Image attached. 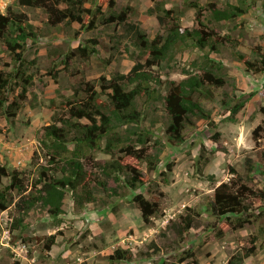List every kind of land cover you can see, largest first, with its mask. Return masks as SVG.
Wrapping results in <instances>:
<instances>
[{
    "label": "rangeland",
    "instance_id": "1",
    "mask_svg": "<svg viewBox=\"0 0 264 264\" xmlns=\"http://www.w3.org/2000/svg\"><path fill=\"white\" fill-rule=\"evenodd\" d=\"M158 1L116 0L114 11L128 9L127 21L99 23L90 30L81 27L78 22L51 27L43 9L19 6L17 1L8 4L28 13L31 22L39 26L40 31L25 53L28 71L34 75L27 98L15 118L8 120L0 115L1 164L9 170L22 171L29 185L38 177L42 166L50 167L51 173L60 175V166L65 164V160L62 159L59 165L50 162L51 148L42 141L43 127L55 122L60 124L59 119L67 116V101L73 99L80 78L101 91V85L115 74L129 72L138 59L146 61L148 55L135 42L132 25L139 26L150 39L155 38L162 28L155 9ZM193 1L166 0V7L174 9L183 27L200 26ZM198 1L203 7L201 19H206L209 15L205 8L208 0ZM210 1L217 2L220 7L240 4L246 8V12L234 21L209 23L217 25L221 35L228 38L222 40L218 52L211 53L222 61L227 80L225 88L216 89L215 96L208 102L207 108L211 110L214 124L211 125L210 120H198L194 128L186 130L184 142H170L166 133L168 118L160 94L166 90L155 84L159 96L147 102L142 127L150 133V145L155 146V150L162 149L157 169L148 170L146 163H139L132 156L120 159L122 164L136 165L142 170L145 185L138 190L124 185L123 196H110L109 191L104 192L97 184L100 176L96 178L95 174H100L102 168H91L85 163V181H89L88 188L93 189L95 199L84 201L81 205L78 201L81 186L75 192L68 190L64 213L54 217L46 208L35 207L26 218L29 225L22 230L11 228L17 195L10 192L8 198L12 202L6 209H0V264H228L234 253L251 245L250 237L264 218L237 230L222 219L218 226L225 234L219 238L216 235L218 228L214 230L210 226L214 221L206 209L216 186L233 176L231 167L254 189H264V158L261 156L264 131L260 132L259 145L253 140L254 129L264 119V72H247L245 64L235 55L240 51L248 57H255L256 47L264 48V0ZM97 5H101L107 17L108 2L101 4L95 0L87 4L94 9ZM7 7L3 9L0 4V11L5 13ZM152 9L154 13L150 12ZM91 39L97 40L96 52L89 58L77 56L66 65L63 60L65 52L80 43L91 46L87 42ZM177 49L174 56L152 67L155 75H160L163 80L179 81L190 72L202 71L199 66L203 57L198 48L182 45ZM4 63H9V66ZM11 64V58L0 46V70H10ZM17 91L20 88H16L14 95ZM235 95L246 99L247 104L236 115L237 120L231 121L230 107L236 103V98L233 101L230 99ZM105 97L102 95V99ZM223 99L230 100V104H225ZM82 122L88 121L82 119ZM217 135L218 138H215ZM4 143L5 146H2ZM102 146H105L104 140ZM68 147L72 150L74 144ZM119 155L121 153L117 152L116 157ZM249 156L255 162L251 180L247 178L246 170V158ZM111 159V155L104 150L98 151L93 158L94 161ZM169 163H173L172 171L166 169ZM162 171L167 172V181ZM9 183V179L4 178L0 186ZM159 191L164 193L161 212L153 217L150 224H146L131 201L132 196L143 192L151 199L158 196ZM249 202L255 209L264 208V202L259 198H250ZM186 206L200 208L202 214L197 217L184 241L179 242L176 241L178 235L173 223L179 221V215ZM52 235L55 236V243L47 249ZM118 246L131 249L134 260L111 261L109 255ZM184 249L193 250L195 256L179 263L178 257ZM241 264H264V248Z\"/></svg>",
    "mask_w": 264,
    "mask_h": 264
},
{
    "label": "trees",
    "instance_id": "2",
    "mask_svg": "<svg viewBox=\"0 0 264 264\" xmlns=\"http://www.w3.org/2000/svg\"><path fill=\"white\" fill-rule=\"evenodd\" d=\"M13 2L23 7L43 9L47 15V24L51 27L78 22L81 27L90 30L96 28L99 23H125L128 18V9L114 11L116 0H99L101 4L108 2L107 17L101 5H97L96 9L87 6L95 0H14ZM206 5L209 15L202 20L203 7L198 0L193 1L192 6L197 9L200 26L190 28L182 26L180 17L175 14L174 9L166 7V0H159L155 9L162 28L155 38L150 39L139 26L132 25L135 42L142 52L148 55L145 62L138 59L129 72L115 74L107 83L101 85V91L96 89L94 84L83 78L79 79V87L73 99L67 101V116L59 119L60 124L55 122L43 127L42 141L51 148L50 162L59 165L62 159L65 160V164L60 166V175L51 173L50 167L42 166L38 177L29 185L22 171L9 170L6 165L0 163V185L4 178L10 181L8 185L0 186V209H6L12 202V199L8 198L10 192L11 194L15 192L17 195L15 200L17 215L13 216L12 230L25 229L29 225L26 218L38 206L46 208L54 217L64 213L63 205L68 190L75 192L81 186V193L78 195L81 205L84 201L94 200L93 189L88 188L89 181H85L87 176L85 163L91 168H102V172L95 174V177L100 176L97 184L104 192L109 191L110 196H123L122 188L125 186L138 190L145 185L142 170L136 165H124L120 159L124 156H132L139 163H146L148 170L157 169L162 149L155 150V146L150 145L151 138L148 136L150 133L142 127L147 102L159 96L155 84L166 90L164 94H160L168 118L166 133L170 142L173 144L184 142L186 130L194 128L198 120H210L211 125L214 124L211 121V110L207 108L208 102L215 96L216 89L225 88L227 80L223 73L222 61L217 60L211 53L218 52L222 40L228 38L221 35L217 25L211 26L209 23L234 21L246 12V8L240 4L220 7L217 2L210 0ZM150 12L154 13L153 9ZM38 31H40L39 26L31 22L28 13L15 9L12 5H8L5 13L0 11V46L12 62L10 70H0V115L6 116L8 120L17 116L27 98L29 88L34 83V75L26 66L25 53L29 43L36 41ZM87 42L91 43V46L80 43L65 52L63 60L66 65L77 56L89 58L96 52L97 40L91 39ZM182 45L185 47L193 45L200 50L203 63L199 67L202 71L190 72L179 81L167 78L163 80L160 75H155L152 67L174 56L177 48ZM255 53V57H248L240 51L235 55L245 64L247 72H264V48L257 46ZM4 65L9 66V63ZM16 88H20V91L14 95ZM12 94L14 97L11 96ZM102 95L106 96L105 99H102ZM234 98L236 103L230 107L231 121L237 120L236 115L243 111L247 104L246 99L237 98L236 95L230 100L233 101ZM230 100L223 99L227 105L230 104ZM82 119L88 122L84 123ZM262 131H264V119L263 123L253 131V140L257 145L260 144ZM70 144H74V149L68 147ZM151 147H153L152 151H150ZM103 150L110 154L112 159L94 161L95 154ZM117 152L121 153L118 158ZM261 156L264 158V148ZM166 169L172 171L173 163L167 164ZM230 169L233 174L231 179L217 185L207 202L206 211L214 221L210 226L214 230L218 228L216 235L219 238L225 234L218 226L222 219L233 230H237L264 218V208L255 209L249 202L253 197L264 202V189H254L235 168ZM254 169L255 162L249 156L246 158L249 180ZM161 174L165 177L167 172L162 171ZM164 180L167 181L166 177ZM163 194L159 191V195L151 199L143 192L133 194L131 201L139 209L146 224H150L153 217L161 212ZM201 214L200 208L186 206L184 212L179 215V221L173 223L178 235L176 241H184ZM54 243L55 236L52 235L48 239L47 249H50ZM250 243L249 247L234 253L228 264H241L246 258L257 255L264 248V222L257 226L250 237ZM155 250L158 251V248ZM194 256L193 250L184 249L178 257V262ZM109 259L114 262H131L134 260V255L131 249L118 246L109 255Z\"/></svg>",
    "mask_w": 264,
    "mask_h": 264
},
{
    "label": "built area",
    "instance_id": "3",
    "mask_svg": "<svg viewBox=\"0 0 264 264\" xmlns=\"http://www.w3.org/2000/svg\"><path fill=\"white\" fill-rule=\"evenodd\" d=\"M13 1L14 0H4V1H1L0 4H1L2 8L4 9L8 6V4L12 3ZM3 9H1V10H3Z\"/></svg>",
    "mask_w": 264,
    "mask_h": 264
},
{
    "label": "crops",
    "instance_id": "4",
    "mask_svg": "<svg viewBox=\"0 0 264 264\" xmlns=\"http://www.w3.org/2000/svg\"><path fill=\"white\" fill-rule=\"evenodd\" d=\"M2 146H5V143Z\"/></svg>",
    "mask_w": 264,
    "mask_h": 264
}]
</instances>
